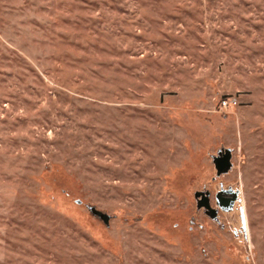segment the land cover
I'll use <instances>...</instances> for the list:
<instances>
[{
    "label": "rangeland",
    "instance_id": "obj_1",
    "mask_svg": "<svg viewBox=\"0 0 264 264\" xmlns=\"http://www.w3.org/2000/svg\"><path fill=\"white\" fill-rule=\"evenodd\" d=\"M0 264H264V0H0Z\"/></svg>",
    "mask_w": 264,
    "mask_h": 264
},
{
    "label": "water",
    "instance_id": "obj_2",
    "mask_svg": "<svg viewBox=\"0 0 264 264\" xmlns=\"http://www.w3.org/2000/svg\"><path fill=\"white\" fill-rule=\"evenodd\" d=\"M214 163H215L217 175H222V174L229 172L233 166L231 150L230 149H224L223 151H221L219 153V155L215 157ZM209 195L210 194L208 192H204V191H199L196 193V196L199 197L198 207L199 208H205L206 212L209 215H211L213 218L217 219L218 218V210L211 205ZM236 196L237 195H235L234 198L233 197L227 198V197L218 195L217 201L221 207H227L228 208V207L233 205ZM90 211L95 216L102 219L107 225H109L111 216L108 213L98 209L95 206H90Z\"/></svg>",
    "mask_w": 264,
    "mask_h": 264
},
{
    "label": "built area",
    "instance_id": "obj_3",
    "mask_svg": "<svg viewBox=\"0 0 264 264\" xmlns=\"http://www.w3.org/2000/svg\"><path fill=\"white\" fill-rule=\"evenodd\" d=\"M232 103H236V100L224 98L222 100V106L227 107L230 106Z\"/></svg>",
    "mask_w": 264,
    "mask_h": 264
}]
</instances>
